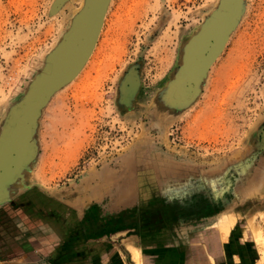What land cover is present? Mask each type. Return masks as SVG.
I'll return each mask as SVG.
<instances>
[{"label":"rangeland","instance_id":"374dc122","mask_svg":"<svg viewBox=\"0 0 264 264\" xmlns=\"http://www.w3.org/2000/svg\"><path fill=\"white\" fill-rule=\"evenodd\" d=\"M42 196L264 264V0H0V206Z\"/></svg>","mask_w":264,"mask_h":264},{"label":"crops","instance_id":"0c3cea01","mask_svg":"<svg viewBox=\"0 0 264 264\" xmlns=\"http://www.w3.org/2000/svg\"><path fill=\"white\" fill-rule=\"evenodd\" d=\"M113 203V210L107 209L102 217L89 207L76 214L46 196L39 205L24 200L26 211L21 215L0 206V264H253L242 263L221 235L204 237L202 242L158 239L155 246H144L138 226L129 223L136 205L128 210L125 201ZM118 222L123 226H113Z\"/></svg>","mask_w":264,"mask_h":264}]
</instances>
